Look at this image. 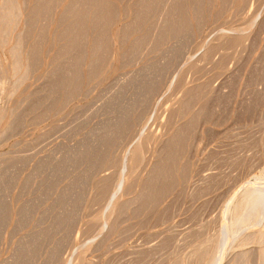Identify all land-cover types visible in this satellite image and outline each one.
<instances>
[{
	"label": "rangeland",
	"instance_id": "374dc122",
	"mask_svg": "<svg viewBox=\"0 0 264 264\" xmlns=\"http://www.w3.org/2000/svg\"><path fill=\"white\" fill-rule=\"evenodd\" d=\"M42 1L0 0V264H264V0Z\"/></svg>",
	"mask_w": 264,
	"mask_h": 264
},
{
	"label": "bare ground",
	"instance_id": "6f19581e",
	"mask_svg": "<svg viewBox=\"0 0 264 264\" xmlns=\"http://www.w3.org/2000/svg\"><path fill=\"white\" fill-rule=\"evenodd\" d=\"M11 1V0H10ZM80 1H84V3H86V4H93V5H95V6H97L98 7V11H97V15H96V18L97 19H99V21L102 19V17L106 14V16H104V20L106 19V17H108V18H110L111 16H113V14L114 13H112L113 11H112V6H109V4L108 3H106L105 4V1L103 2V0H80ZM176 1V0H175ZM9 2V1H8ZM44 2V3H43ZM48 2H49V0H48ZM144 2V1H143ZM158 2V1H157ZM178 2V1H177ZM180 2V1H179ZM46 3V1L44 0V1H42V4H45ZM50 3V2H49ZM146 3V2H145ZM148 3V2H147ZM151 3H152V1H151ZM5 4V3H4ZM89 4V5H90ZM108 4V5H107ZM111 4V3H110ZM47 5V4H46ZM46 5L44 6V7H46ZM179 5H181V4H179ZM40 6H43V5H41L40 4ZM39 6V7H40ZM147 6V4L145 5V7ZM149 6V5H148ZM6 7V6H5ZM184 7V6H183ZM69 8H71V7H69ZM87 8H88V6H87ZM182 8V7H181ZM148 9H150L149 7H148ZM68 10V9H67ZM70 10V9H69ZM68 10V11H69ZM73 10H75V8H72V10H71V12L70 13H72V11ZM144 10H147V7H146V9L144 8L143 9V11ZM180 10V9H179ZM5 11V10H4ZM146 12V11H145ZM150 12V11H149ZM181 12V11H180ZM9 13H10V15H11V13H12V11L11 12H8V14L6 13V14H3V15H0V25H2V26H5L7 23L10 25V18H11V16H9ZM69 13V12H68ZM89 13V10H88V12L86 11V10H81V11H79V13H78V19H76L77 20V22L75 23H73L74 25H75V27H74V29L75 28H80L82 31H83V28L86 26V23H88L87 22V19H88V14ZM147 14V13H146ZM91 15V14H90ZM140 15V14H139ZM138 15V16H139ZM183 15L185 16V14L183 13ZM17 17V16H16ZM90 18V17H89ZM183 18V17H182ZM142 19V18H141ZM145 19V18H144ZM185 19V18H184ZM107 20V19H106ZM111 20V19H110ZM113 20V19H112ZM188 20V19H187ZM102 22V21H101ZM100 24V23H99ZM105 24H106V22H105ZM104 24V25H105ZM72 25V24H71ZM74 25H72V26H74ZM187 25V24H186ZM8 26V25H7ZM6 26V27H7ZM71 27V26H70ZM107 27V26H106ZM0 28H1V26H0ZM154 28V27H153ZM156 28V27H155ZM68 29V28H67ZM74 29H72V30H74ZM79 29V30H80ZM88 29V28H87ZM86 29V30H87ZM5 29L3 28V31H4ZM72 30H70L71 32H72ZM77 30V29H76ZM84 30H85V28H84ZM155 31H156V29H155ZM75 32V31H74ZM77 32V31H76ZM79 32V31H78ZM81 32V31H80ZM69 33V32H68ZM85 33V32H84ZM105 33V32H104ZM103 33V34H104ZM75 34V33H74ZM74 34L72 33V35L74 36ZM79 34V33H78ZM80 34H83V33H80ZM152 34V33H151ZM155 34V33H154ZM68 35V34H67ZM102 35V34H101ZM73 36H71V39L70 38H68V39H70L69 41H71L72 40V37ZM79 36V35H78ZM82 36V35H81ZM81 36H79L78 37V39H80L81 38ZM70 37V36H69ZM75 37V36H74ZM73 37V38H74ZM77 37V36H76ZM75 39H77V38H75ZM74 39V40H75ZM102 39V38H101ZM239 39H237V40H235V41H238ZM3 41V40H2ZM69 41H68V43H67V45L69 44ZM73 41V40H72ZM77 41V40H76ZM80 41V40H79ZM79 41H77L76 42V44L77 43H79ZM234 40H233V43L235 42ZM240 41V40H239ZM71 43V42H70ZM81 43V42H80ZM101 44V43H100ZM235 44V43H234ZM71 45H72V47L73 46H76L75 45V43H71ZM83 44H81V46H82ZM103 46V45H102ZM67 47V46H66ZM77 47H78V49H79V45L78 46H76V48L74 47V49L76 50L77 49ZM68 48H70V44L68 45ZM82 48V47H81ZM80 48V49H81ZM71 49V48H70ZM74 50V51H75ZM79 51V50H78ZM15 52H16V49H15ZM18 52V51H17ZM18 54V53H17ZM21 61V60H20ZM19 61V62H20ZM17 63V62H16ZM78 65V64H77ZM75 66H76V64H75ZM78 67V66H77ZM76 67V68H77ZM72 71V70H71ZM76 72V71H75ZM20 73V72H19ZM64 73V72H63ZM76 74V73H75ZM73 74H71V76H72ZM58 77V76H57ZM70 77V76H69ZM77 74L73 77V79L72 78H70V79H68V81L66 80V79H64L66 82V84L68 85V82H74V81H76L77 80ZM79 77V76H78ZM62 79V78H61ZM60 79V80H61ZM73 81H72V80ZM69 80H71V81H69ZM63 81V80H62ZM58 84V83H57ZM63 84H64V81H63ZM63 87H64V85H63ZM117 128H119V127H117ZM186 130V129H185ZM184 130V131H185ZM183 131V132H184ZM187 134V133H186ZM174 137H175V135H174ZM174 139V138H173ZM172 140V139H171ZM185 140V139H184ZM184 142V141H183ZM182 142V143H183ZM173 145V144H172ZM171 145V146H172ZM168 146H169V144H168ZM175 146V145H174ZM173 146V147H174ZM172 148V147H171ZM169 150V149H168ZM174 150V149H173ZM171 154V153H170ZM135 155H136V157H138L139 156V148H137L136 149V151H135ZM168 156V155H167ZM171 156V155H170ZM101 158H102V155L100 156ZM166 157V156H165ZM172 158V157H171ZM174 160V159H173ZM165 161V160H164ZM172 161V160H171ZM96 162V161H95ZM166 163V162H165ZM164 163V164H165ZM170 163V162H169ZM173 163V162H172ZM161 164H163V163H161ZM163 164V165H164ZM159 166L160 165H158V168H159ZM162 166V165H161ZM165 166H167L166 164H165ZM170 166V165H169ZM163 167V166H162ZM169 168V167H168ZM171 168V167H170ZM160 169H162V168H160ZM168 171V170H167ZM169 174V173H168ZM167 174V175H168ZM164 175V174H163ZM156 177V176H155ZM158 178H159V176H157ZM154 180V179H153ZM109 181V180H108ZM166 181V180H165ZM170 181V180H169ZM156 182V181H155ZM168 182V181H167ZM170 183V182H169ZM169 183L167 184V186L169 185ZM153 184V183H152ZM171 184V183H170ZM121 185H123L122 184V182H121ZM121 185L119 186L120 188H121ZM165 185V184H164ZM166 186V187H167ZM251 186V185H250ZM165 187V188H166ZM252 187V186H251ZM249 188V187H247V189H245V190H243V192H242V194H241V196L239 197V200L237 201V203L235 204V206H232V207H234V208H241V209H243L244 211L242 212V213H240V215L239 216H237L236 217V219L233 221L234 223H233V226H237V224L239 223V224H247V223H249V222H252V221H255L256 219H258L260 216H261V213L263 212L262 210H263V208H264V190L262 189H256V188ZM107 188V187H106ZM105 188V189H106ZM119 188V189H120ZM169 189V188H168ZM164 192V191H163ZM240 192V193H241ZM105 193V192H104ZM148 195H150V194H148ZM238 195V194H237ZM152 196V195H151ZM147 199V198H146ZM149 199V198H148ZM233 203H235V202H233ZM234 205V204H233ZM231 209V208H230ZM1 211V210H0ZM230 211V210H229ZM234 211V210H233ZM4 213V212H3ZM231 213H232V211H231ZM234 215V214H233ZM234 224H236V225H234ZM227 227H228V225H227ZM235 229V228H234ZM228 230V229H227ZM237 231V230H236ZM157 234V233H156ZM230 234V233H229ZM236 235V234H235ZM239 235V234H238ZM232 237V236H231ZM254 237V236H253ZM262 237H264V233L262 234ZM261 238V237H260ZM32 240V239H31ZM33 247V246H32ZM207 247V246H206ZM36 248V247H35ZM196 250V249H195ZM197 251V250H196ZM195 251V252H196ZM202 251H203V248H202ZM32 252V251H31ZM197 253V252H196ZM201 253V252H200ZM263 253H264V251H263ZM199 254V253H198ZM242 254V253H241ZM243 255V254H242Z\"/></svg>",
	"mask_w": 264,
	"mask_h": 264
}]
</instances>
